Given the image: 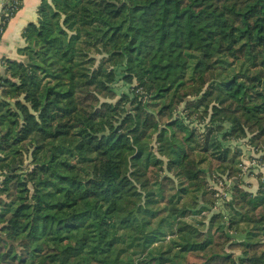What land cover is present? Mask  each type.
Listing matches in <instances>:
<instances>
[{
	"label": "trees",
	"instance_id": "obj_1",
	"mask_svg": "<svg viewBox=\"0 0 264 264\" xmlns=\"http://www.w3.org/2000/svg\"><path fill=\"white\" fill-rule=\"evenodd\" d=\"M24 38L0 72V264H264L262 174L241 187L245 155L264 167V0H41Z\"/></svg>",
	"mask_w": 264,
	"mask_h": 264
},
{
	"label": "crops",
	"instance_id": "obj_2",
	"mask_svg": "<svg viewBox=\"0 0 264 264\" xmlns=\"http://www.w3.org/2000/svg\"><path fill=\"white\" fill-rule=\"evenodd\" d=\"M7 0H0V27L3 16V6ZM41 4V0H23L21 9L14 15L8 22L2 33H0V72L5 73L7 69V62L20 61L21 50L26 47V41L24 38V32L30 24H34L38 20V9ZM256 172V173H254ZM249 174H253L255 181L252 191H255L258 186L257 175L263 173L258 167L252 168L248 174L244 175L246 179ZM256 188V189H255Z\"/></svg>",
	"mask_w": 264,
	"mask_h": 264
},
{
	"label": "rangeland",
	"instance_id": "obj_3",
	"mask_svg": "<svg viewBox=\"0 0 264 264\" xmlns=\"http://www.w3.org/2000/svg\"><path fill=\"white\" fill-rule=\"evenodd\" d=\"M243 149H245V147H243ZM252 157H254V158H257V159H259V155H253ZM250 158V159H249ZM251 156H246L245 155V157L243 158V161H242V163H244V164H246V167H247V170H248V166H247V164H249V163H251ZM247 170H244L243 171V173H242V176H241V180H242V184H241V187H243V188H245L246 190H248V191H252V190H254L253 189V184H254V182H256L255 181V177H253V174H249V176H248V178H250L249 180L248 179H246V177H245V180L243 179L244 178V175L246 174V172H247ZM251 170V169H250ZM254 173H256V172H254ZM155 174V173H154ZM154 174H152L151 175V178L152 179H154V177H155V175ZM227 180V179H226ZM224 181V180H223ZM264 181V180H263ZM227 182H229L230 183V185H232L233 186V182H232V179H230V180H227ZM231 186V187H232ZM258 187V186H257ZM256 187V188H257ZM167 188V190H168V192H169V194H171V193H173L172 191L173 190H171V188L170 187H166ZM255 188V189H256ZM210 189H212L213 191H216V193H217V195H220V196H222V197H224L225 196V194L227 193V189L225 188V186H223L220 182H211V185H210ZM232 194H229V196H231ZM240 225V227L241 228H244L245 226H246V224L245 223H240L239 224ZM240 228V229H241ZM241 231V230H240ZM242 232V231H241ZM246 234H247V232H246ZM231 238H233L232 239V243L234 244V238L235 239H237V238H239L238 236H239V234H237V235H235L234 233L232 234V236L231 235H229ZM245 237H246V235H245ZM249 239H251V241L252 242H259V241H261V245L262 246H264V237H258V238H256L254 235L251 237L250 235L249 236H247ZM216 241H220L219 240V237H216ZM231 244V243H230ZM263 249H264V247H263ZM240 249L239 248H237V247H235V246H226V252L227 253H234V254H238V253H240ZM195 257H200V256H195ZM192 260L193 261H198V260H196V259H194V258H192Z\"/></svg>",
	"mask_w": 264,
	"mask_h": 264
},
{
	"label": "built area",
	"instance_id": "obj_4",
	"mask_svg": "<svg viewBox=\"0 0 264 264\" xmlns=\"http://www.w3.org/2000/svg\"><path fill=\"white\" fill-rule=\"evenodd\" d=\"M18 4H19V1L18 0H9V2H8V6L10 7V12L9 13H7V14H10V13H12V12H15L16 10H17V6H18ZM6 5V3L4 4V6ZM3 6V7H4ZM243 167H242V169H243V171L244 170H247V167H246V164H244L243 163V165H242ZM247 166L249 167L248 168V170H247V172H246V174H248L249 173V171H250V169H252V168H254V167H258L261 171H262V173H263V175H264V167L256 160V159H254V160H252L251 161V163H249V164H247ZM227 180H229V179H227ZM227 180H224L223 182H220L223 186H225V188L227 189V193L225 194V196L223 197V198H226V199H229L230 198V196H229V194H232V185H230V183L229 182H227ZM263 180H264V176H263ZM232 186V187H231ZM220 196V195H219Z\"/></svg>",
	"mask_w": 264,
	"mask_h": 264
}]
</instances>
